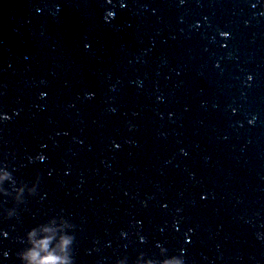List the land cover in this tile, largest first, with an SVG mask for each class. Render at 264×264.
Listing matches in <instances>:
<instances>
[{"label":"water","instance_id":"95a60500","mask_svg":"<svg viewBox=\"0 0 264 264\" xmlns=\"http://www.w3.org/2000/svg\"><path fill=\"white\" fill-rule=\"evenodd\" d=\"M262 13L264 0H0V167L17 185L40 176L18 218L0 196V264L61 214L75 264L163 259L157 245L185 264H264Z\"/></svg>","mask_w":264,"mask_h":264},{"label":"clouds","instance_id":"9594fccd","mask_svg":"<svg viewBox=\"0 0 264 264\" xmlns=\"http://www.w3.org/2000/svg\"><path fill=\"white\" fill-rule=\"evenodd\" d=\"M221 36L227 38L228 34L221 33ZM251 79L252 77L249 76L248 80ZM3 119L7 121L9 117L4 116ZM37 159L43 161L45 158L39 156ZM6 183L11 186V191L4 187ZM39 183L40 176L37 174L31 186L24 182L17 185V180L12 171H9V166L5 164L0 167V196L11 197L14 201V207L5 210L7 219L18 218L17 209L27 203L26 196L31 198L38 194ZM75 230L76 226L65 219L63 214L51 217L46 223L39 224L26 233L22 241L26 246L16 254L17 259L20 264H75L73 254ZM157 247L163 259L147 258L141 253L137 256L135 264H185V250L181 249L179 255L168 257L165 248L160 245ZM116 264H127V257L118 259Z\"/></svg>","mask_w":264,"mask_h":264}]
</instances>
